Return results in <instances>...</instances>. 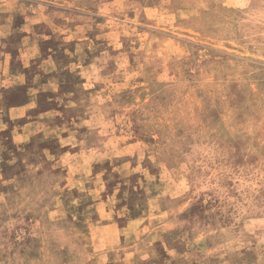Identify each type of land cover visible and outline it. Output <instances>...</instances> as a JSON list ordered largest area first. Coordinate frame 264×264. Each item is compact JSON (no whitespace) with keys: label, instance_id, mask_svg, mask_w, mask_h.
I'll return each instance as SVG.
<instances>
[{"label":"rangeland","instance_id":"rangeland-1","mask_svg":"<svg viewBox=\"0 0 264 264\" xmlns=\"http://www.w3.org/2000/svg\"><path fill=\"white\" fill-rule=\"evenodd\" d=\"M0 264H264V0H0Z\"/></svg>","mask_w":264,"mask_h":264}]
</instances>
